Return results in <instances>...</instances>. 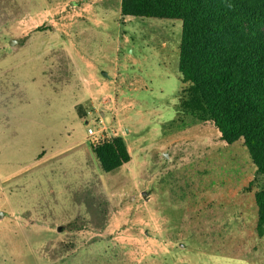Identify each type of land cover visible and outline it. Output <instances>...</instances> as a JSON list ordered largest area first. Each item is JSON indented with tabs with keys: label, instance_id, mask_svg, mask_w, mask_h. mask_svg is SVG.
Wrapping results in <instances>:
<instances>
[{
	"label": "rangeland",
	"instance_id": "374dc122",
	"mask_svg": "<svg viewBox=\"0 0 264 264\" xmlns=\"http://www.w3.org/2000/svg\"><path fill=\"white\" fill-rule=\"evenodd\" d=\"M181 37L121 0H0V264H264L262 178L181 112Z\"/></svg>",
	"mask_w": 264,
	"mask_h": 264
},
{
	"label": "trees",
	"instance_id": "16d2710c",
	"mask_svg": "<svg viewBox=\"0 0 264 264\" xmlns=\"http://www.w3.org/2000/svg\"><path fill=\"white\" fill-rule=\"evenodd\" d=\"M121 15L182 21L179 72L189 86L181 90L180 110L212 122L228 145L243 141L263 181L254 196L263 237L264 0H121ZM93 149L107 173L131 160L120 136Z\"/></svg>",
	"mask_w": 264,
	"mask_h": 264
},
{
	"label": "built area",
	"instance_id": "2783aa9c",
	"mask_svg": "<svg viewBox=\"0 0 264 264\" xmlns=\"http://www.w3.org/2000/svg\"><path fill=\"white\" fill-rule=\"evenodd\" d=\"M88 113L91 114L90 111H89ZM88 134H89L90 136L95 135V131H94L92 128H88Z\"/></svg>",
	"mask_w": 264,
	"mask_h": 264
},
{
	"label": "water",
	"instance_id": "95a60500",
	"mask_svg": "<svg viewBox=\"0 0 264 264\" xmlns=\"http://www.w3.org/2000/svg\"><path fill=\"white\" fill-rule=\"evenodd\" d=\"M18 42H19V40H18ZM21 42H23V40H20V42L19 43H21ZM87 124V123H86Z\"/></svg>",
	"mask_w": 264,
	"mask_h": 264
}]
</instances>
